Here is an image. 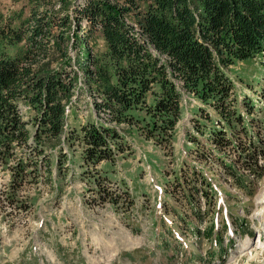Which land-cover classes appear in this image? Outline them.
Instances as JSON below:
<instances>
[{"label": "trees", "instance_id": "1", "mask_svg": "<svg viewBox=\"0 0 264 264\" xmlns=\"http://www.w3.org/2000/svg\"><path fill=\"white\" fill-rule=\"evenodd\" d=\"M22 1L18 10L0 11V171H9L10 193L51 165L46 152L55 141L80 147L81 169L112 164L124 152V134L171 147L184 94L204 106L192 123L206 142L188 136L197 165L183 162L172 188L195 224L203 222L201 202L213 206L217 196L200 163H216L244 191L246 175L262 178L254 120L241 117L253 108L238 100L226 69L264 53V0ZM54 57L60 69L52 68ZM83 91L93 113L72 127ZM241 160L248 173L237 172ZM99 178L106 175L92 180L97 196L116 208ZM177 218L191 229L182 212ZM197 227L192 233L209 249L223 245L212 225ZM176 229L164 230L165 238Z\"/></svg>", "mask_w": 264, "mask_h": 264}, {"label": "rangeland", "instance_id": "2", "mask_svg": "<svg viewBox=\"0 0 264 264\" xmlns=\"http://www.w3.org/2000/svg\"><path fill=\"white\" fill-rule=\"evenodd\" d=\"M23 4L22 0H0V11L18 10ZM74 53L70 52L72 59ZM54 58L52 68L60 69V59ZM226 72L238 100L245 98L253 108L250 114L242 109L241 117L246 123L254 120L258 165L264 164V53ZM90 101L86 92H80L77 118L69 116L70 126L90 118ZM199 106L204 107L193 96H182V118L171 147L157 146L136 132L124 134V152L112 164L81 169L80 147L55 141L46 152L51 165L27 175L13 193L9 171H0V264H264V201H259L264 196V175L260 179L246 175L244 191L216 163H200L217 193L213 206L201 202V224H195L192 208L172 188L183 162L197 165L188 136L206 142L193 130ZM60 146L65 156L60 155ZM236 166L238 173H248L242 160ZM104 175L99 188L112 194L116 208L100 199L92 184L94 177ZM179 212L190 220L191 229L198 225L202 232L212 225L221 232L223 245L209 249L207 239H199L183 224L185 220H178ZM170 228L177 231L165 238L163 232ZM221 251L222 256L210 254Z\"/></svg>", "mask_w": 264, "mask_h": 264}, {"label": "bare ground", "instance_id": "3", "mask_svg": "<svg viewBox=\"0 0 264 264\" xmlns=\"http://www.w3.org/2000/svg\"><path fill=\"white\" fill-rule=\"evenodd\" d=\"M263 195H264V193H263ZM263 197H264V196H263ZM263 197H260V198H259V201H260V202H263V201H264V198H263Z\"/></svg>", "mask_w": 264, "mask_h": 264}]
</instances>
